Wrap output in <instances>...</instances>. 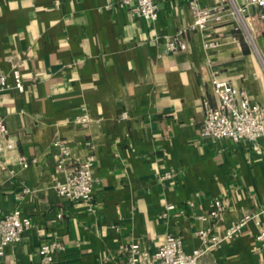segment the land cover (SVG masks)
I'll list each match as a JSON object with an SVG mask.
<instances>
[{
  "label": "crops",
  "instance_id": "1",
  "mask_svg": "<svg viewBox=\"0 0 264 264\" xmlns=\"http://www.w3.org/2000/svg\"><path fill=\"white\" fill-rule=\"evenodd\" d=\"M155 1L158 17L148 22L118 0H0V69H17L24 83L0 96L14 143L0 160V216L18 209L33 222L0 264H43L37 248L52 241L62 249L48 264L121 262L130 244L152 253L167 234L187 253L203 251L199 229L222 234L252 214L238 237L199 261L264 264L255 240L257 223L264 228V137L256 153L245 141L199 135L204 99L215 106V74L264 106L258 10L245 0H194L219 17L199 31L190 29V0ZM178 32L186 49L167 52ZM59 140L76 147L74 160H93L90 208L54 188L66 175L56 168ZM18 157L35 162L23 167ZM168 204L175 209L162 217Z\"/></svg>",
  "mask_w": 264,
  "mask_h": 264
},
{
  "label": "built area",
  "instance_id": "2",
  "mask_svg": "<svg viewBox=\"0 0 264 264\" xmlns=\"http://www.w3.org/2000/svg\"><path fill=\"white\" fill-rule=\"evenodd\" d=\"M127 7L130 12L142 19L153 22L157 19V5L155 0H118ZM247 6L257 8V18L264 27V0H245ZM188 6L193 12L194 23L191 30L204 31L209 26L210 21H219L217 14L211 13L209 9H202L196 1H188ZM186 43L182 38V33L175 34L166 44L167 52L184 51ZM15 89L23 91L24 83L20 72L13 69L9 74L0 69V96L1 93ZM211 94L215 98V106H211L204 99V120L199 130L201 138L212 141L231 140L233 142L245 141L256 153L259 140L264 137V106L252 102L244 91H240L228 81L214 75L211 80ZM127 116L123 113L120 119ZM87 116L82 117L86 121ZM7 128L4 117L0 114V160L5 153L14 148V143L10 138H6ZM59 149L56 160V168L66 173L64 181L55 182L54 188L57 194L70 203H83L89 208L93 204V193L95 179L92 174L93 160L87 157L83 160H74L76 147L66 141H56L54 143ZM84 146L89 145V141L84 142ZM18 163L27 167L35 160H28L25 157H18ZM173 204H168L165 211L161 213L166 217L167 213L174 210ZM221 205L216 202L215 210L210 212V216L218 217L221 212ZM264 212V203L260 209ZM61 217V213L58 214ZM256 216L244 215L237 221L232 222L222 234H212L209 229H199L197 236L204 244V250H195L192 253L184 251L183 240L178 235L167 234L164 242L152 253L148 252L137 243L130 244L125 251V259L113 264H201L200 257L208 250L218 248L224 241L233 240L238 237L243 227ZM205 219V217L203 218ZM257 223V222H256ZM33 226L32 219L22 216L18 209L10 211L0 216V260L5 254L9 245L21 241L23 235ZM258 231L255 240L258 248L264 250V228L257 223ZM62 249L58 241L43 243L37 248V254L43 264H48L53 260L54 254Z\"/></svg>",
  "mask_w": 264,
  "mask_h": 264
}]
</instances>
